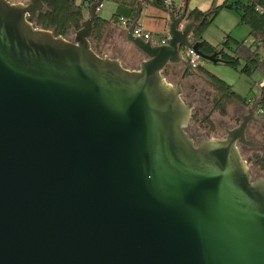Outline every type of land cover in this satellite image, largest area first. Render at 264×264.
<instances>
[{"label":"water","instance_id":"water-1","mask_svg":"<svg viewBox=\"0 0 264 264\" xmlns=\"http://www.w3.org/2000/svg\"><path fill=\"white\" fill-rule=\"evenodd\" d=\"M46 1L0 0V264H264V175L241 151L261 148L264 94L224 138L188 132L182 54L219 63L205 21L166 10L164 45L134 21L145 60L129 69L91 44L104 0L71 39L35 26Z\"/></svg>","mask_w":264,"mask_h":264},{"label":"trees","instance_id":"trees-1","mask_svg":"<svg viewBox=\"0 0 264 264\" xmlns=\"http://www.w3.org/2000/svg\"><path fill=\"white\" fill-rule=\"evenodd\" d=\"M93 2L95 0H87ZM110 1L116 5V10L111 19H99L98 25L95 27L91 44L94 51L104 56L109 53V49L102 45L107 35L115 36L117 26L122 25L121 20L126 21V26H130L137 20L139 26V18L147 7L159 9L161 11L173 10L175 13L182 12L177 10L172 0H104ZM190 0H184V4H188ZM170 2V3H169ZM47 10L40 13L34 21L36 27L44 30L52 31L56 37L62 36L71 39L74 31L81 28V23L85 19L84 4H77L76 0H47L45 2ZM228 9L233 10L239 16V25L246 26L249 29L248 38L243 41L235 40L228 36L224 47L217 48L210 44L207 40L201 38L204 30L210 26L221 11ZM190 19L196 22L205 21L201 30L196 36L201 41V52L205 55L217 54L218 62L226 65L234 71L252 77L255 73H260L264 79V0H224L221 4L214 0L212 5L205 11L193 9L189 12ZM252 40V45L247 44ZM111 45H109L110 47ZM228 49L230 52H227ZM124 65V64H123ZM125 66V65H124ZM126 67V66H125ZM127 68V67H126ZM197 71L205 78L206 82L216 93L214 99L215 110H218L222 116L227 115V107L231 104L248 106L249 100L236 93L233 88L223 80L212 75L198 66ZM190 74H187L188 76ZM167 78V74H165ZM264 94V88L262 89ZM260 106L264 109V100ZM209 126L212 124L209 115L204 118ZM244 157V156H243ZM248 164H253L264 173V157L253 155L250 158H244Z\"/></svg>","mask_w":264,"mask_h":264},{"label":"rangeland","instance_id":"rangeland-1","mask_svg":"<svg viewBox=\"0 0 264 264\" xmlns=\"http://www.w3.org/2000/svg\"><path fill=\"white\" fill-rule=\"evenodd\" d=\"M12 3H17V0H9ZM26 1V0H25ZM21 1V2H25ZM80 2L81 0H76ZM176 5H181L184 0H172ZM203 2L204 0H199ZM201 4V3H199ZM220 4V3H219ZM188 7H191V0L188 3ZM145 11V12H144ZM141 16V22H139V26H151L153 30H151L152 40L158 43L165 32L162 29H158L154 27V23H156L153 18L155 13H159L161 10L147 7L144 10ZM144 31L146 27H144ZM148 32V34L150 33ZM205 40H207L210 44L217 48L224 47V43L226 42V38L228 36L234 38L238 41H243L249 36V29L246 26L239 25V16L233 10H223L214 20V22L208 26L204 30ZM117 37V33L115 34ZM74 37V36H73ZM72 37V38H73ZM110 48H113V44H110ZM116 51H118L119 57L123 60L126 66H134L137 65L139 61H141L142 57L139 56L135 48L131 46H126L120 40V43L115 44ZM227 52H230L226 49ZM111 52V51H109ZM264 54V50L262 51ZM198 65L201 66L204 70L208 71L212 75L217 78L223 80L228 85H230L233 90L239 95L246 97L247 99L256 100L262 94L261 82L263 77L260 73H255L252 77H247L242 75L233 69L227 67L224 64L217 63L214 64L209 61H205L203 59L197 60ZM183 68L181 67H170V70L167 73V79L169 82L175 84L181 77ZM194 74L188 75L185 77V96L184 100L188 102L192 97L199 95L200 100L196 101V109L193 115V121L191 127L194 128L198 121H200V132L202 135L207 138L219 137L224 138L225 129L234 128L239 124V119L237 114L240 113L241 105L231 104L227 107V115L222 116L218 110H215L214 99L216 97L215 91L207 84L205 78L196 70L193 71ZM210 117L211 125L209 126L206 122H204V118L206 116ZM248 134L250 137H253L256 141H258L264 147V128L251 126ZM244 158H250L253 155H259L264 157V148L262 150H253V151H242ZM251 173L255 177H260L264 175L258 167L249 164Z\"/></svg>","mask_w":264,"mask_h":264},{"label":"crops","instance_id":"crops-1","mask_svg":"<svg viewBox=\"0 0 264 264\" xmlns=\"http://www.w3.org/2000/svg\"><path fill=\"white\" fill-rule=\"evenodd\" d=\"M21 1H25V0H17V3L18 2H21ZM213 1L214 0H204L203 2H201L199 0H191V7H188V13L191 10L195 9V8L200 9L202 11H205V10H207L212 5ZM223 1L224 0H217V3L218 4L219 3L221 4ZM76 2H77V4H84L85 5L84 15H85V19H86L88 17V15H89V10L86 7V5L90 4V2H88L87 0H81L80 2H78V1H76ZM199 3H201V4H199ZM174 4H175V2H174ZM184 5H185L184 4V1L182 2L181 5H176L175 4V6L177 7V10H180L181 8H183ZM115 10H116V5L114 3L110 2V1H104L102 7L98 11V15L102 19L109 20V19H111V17L114 14ZM225 10H228V9H225ZM144 12H142V13H144ZM141 16H142V14L140 15V18H139L138 23L141 22V20H140L141 19ZM153 18L155 19L154 21L156 22V23H154L155 29L156 28L162 29L165 32V35L163 36V38H166V37L168 38L167 25H168V22H169V18H168L167 13L165 11H160L159 13H155V15H153ZM144 27H146V30H148V32H150L151 30H153V27H151V26L148 27V26L142 25V27L140 26V28L142 29V31L144 33H148V32H145L144 31ZM125 29L126 28L123 25L117 26V37L116 36L112 37V35L109 34V35L106 36V39H104L103 42H102V45H105V47L107 49H109V51H111L107 55L119 59L122 62V64H124V62L119 57V55H118L119 53H118V51H116V47H114V43L115 44H118V43H120V40H121L124 45L131 46V44H129L125 40V37H124V30ZM149 34H151V32ZM203 39H205V34L204 33H203ZM110 44H113V46H112L113 48H110L109 47ZM135 50L137 51V53L139 54V56L142 57V59H141V61L138 62L137 65H134V66H131V67L126 66L124 64L129 69H135V68H137L140 65V63L145 60V57L137 49H135ZM194 71H196V70H194ZM192 73H193V71L190 72V75H192ZM248 100L251 103H253L255 101L253 99H248Z\"/></svg>","mask_w":264,"mask_h":264},{"label":"built area","instance_id":"built-area-1","mask_svg":"<svg viewBox=\"0 0 264 264\" xmlns=\"http://www.w3.org/2000/svg\"><path fill=\"white\" fill-rule=\"evenodd\" d=\"M121 24L127 29L129 26H126V21L124 19L121 20ZM134 36L141 37L144 40L152 39L151 34L144 33L140 26H136L133 32ZM167 37L162 38L158 44L164 45L167 43ZM254 42L252 40L248 41L247 44L252 45ZM183 59L188 63L189 68L192 70H197L198 68V62L197 60L201 59L199 56L196 55V53L192 49H186L182 54ZM261 88H264V79L261 82ZM257 117L264 118V109L261 106H258L256 110Z\"/></svg>","mask_w":264,"mask_h":264},{"label":"flooded vegetation","instance_id":"flooded-vegetation-1","mask_svg":"<svg viewBox=\"0 0 264 264\" xmlns=\"http://www.w3.org/2000/svg\"><path fill=\"white\" fill-rule=\"evenodd\" d=\"M178 68V67H177ZM183 68V67H182ZM185 69V68H184ZM170 70V67H169V69H168V71ZM168 71H167V73H168ZM189 71H194V70H192L191 68H189ZM166 73V74H167ZM187 74H190V73H187ZM186 74V75H187ZM192 74H194V72L192 73ZM186 77V76H185ZM201 98H199V100H200ZM246 107L247 106H241V109H240V113H238L237 114V117L239 116V115H241V112L243 111V110H245L246 109ZM259 119H261V120H264V118H261V117H258ZM239 119V118H238ZM239 122H240V119H239ZM200 121H198L196 124V126L194 127V128H192V127H190V129L188 130V132H189V134L191 135V137L192 138H194V139H197V138H199V137H205V138H207L206 136H204V135H202V133L200 132ZM251 126H257V127H263L264 128V125H251ZM250 126V127H251ZM250 127H249V129H250ZM248 132H249V130H248ZM247 137L248 138H253V137H250V135L247 133ZM213 138H218L219 139V137L217 136V137H213ZM207 139H211V138H207ZM254 139V138H253ZM264 147L261 145V148L260 149H257V150H262ZM241 151H253V150H248L247 148H244V147H242L241 148Z\"/></svg>","mask_w":264,"mask_h":264}]
</instances>
